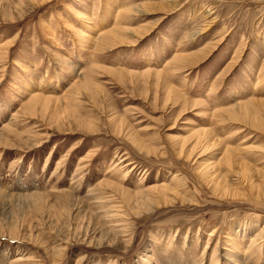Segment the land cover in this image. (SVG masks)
<instances>
[{
    "label": "rangeland",
    "instance_id": "1",
    "mask_svg": "<svg viewBox=\"0 0 264 264\" xmlns=\"http://www.w3.org/2000/svg\"><path fill=\"white\" fill-rule=\"evenodd\" d=\"M0 264H264V0H0Z\"/></svg>",
    "mask_w": 264,
    "mask_h": 264
}]
</instances>
